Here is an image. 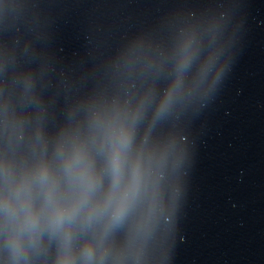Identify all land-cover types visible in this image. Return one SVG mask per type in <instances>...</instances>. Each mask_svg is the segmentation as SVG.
Here are the masks:
<instances>
[{"label":"water","instance_id":"1","mask_svg":"<svg viewBox=\"0 0 264 264\" xmlns=\"http://www.w3.org/2000/svg\"><path fill=\"white\" fill-rule=\"evenodd\" d=\"M113 107L141 169L121 264H264V0H0V161L51 159Z\"/></svg>","mask_w":264,"mask_h":264},{"label":"clouds","instance_id":"2","mask_svg":"<svg viewBox=\"0 0 264 264\" xmlns=\"http://www.w3.org/2000/svg\"><path fill=\"white\" fill-rule=\"evenodd\" d=\"M190 59L187 49L179 54L176 82L161 110L172 102ZM131 115L134 122L140 110ZM132 142L124 110L95 109L86 130L60 134L51 159L42 156L21 168L0 161V251L7 264H31L53 243L52 264H121L108 239L140 187V164H130Z\"/></svg>","mask_w":264,"mask_h":264}]
</instances>
